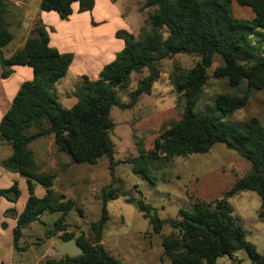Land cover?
<instances>
[{"label": "trees", "instance_id": "obj_1", "mask_svg": "<svg viewBox=\"0 0 264 264\" xmlns=\"http://www.w3.org/2000/svg\"><path fill=\"white\" fill-rule=\"evenodd\" d=\"M5 1L0 0L1 77L7 79L18 66L29 67L33 72V79L20 86L11 107L0 121V141L12 150L11 156L0 165L23 176L29 194L24 211L16 217L14 248L21 251L19 242L23 230L38 221L43 213L58 212L60 217L55 221L53 230L47 232V238L62 233V241H74L81 254L65 256L61 260L47 258L41 264H123L101 244L104 224L108 219L107 204L123 196L149 221L155 234H160L165 224L173 229L172 234L162 240V264L165 259L171 264H215L218 258L230 256L241 249L247 250L250 264H264V255L247 241L240 220L233 215V208L226 200L218 201L214 207L198 201L193 210H180L179 219L162 220L152 205L134 198L122 187H115L119 181L114 177L115 152L110 139L114 128L111 119L113 108L132 109L141 96L149 95L159 77L162 60L182 54H197L200 60L190 70L180 72L175 69L170 76L178 97L184 102L181 119L164 127L154 141L153 151H143L128 163L137 175L150 179L148 167L153 161L206 153L215 144L222 143L251 165L250 172L234 184L226 198L242 191H254L261 198L264 209L262 123L257 118H251L243 130H239L209 114L195 112L215 56H221L223 64L214 68L213 78H227L230 87L246 82L241 96L216 97L215 106L222 115L246 106L252 91L264 89V59L260 50L247 43L257 29L264 30V0H175L174 3L170 0H148L147 7L155 8L148 19L150 30L143 28L138 35L117 32L116 37L124 42L123 50L103 68L97 80L91 81L82 76L76 94L77 103L71 109H65L57 102L52 88L67 74L73 56L61 54L50 46L49 32L40 20L35 21L23 48L10 57L4 56L3 50L13 41L5 22ZM233 2L250 8L254 18H236L231 7ZM75 3L79 4L80 13L91 12L94 8V0H41L40 9L48 13L56 12L62 20H68ZM144 70L149 71V76L138 82L130 103L122 102L118 89L127 88L131 75ZM44 125L46 128H43ZM35 126L40 129L28 134ZM50 135L58 152L66 154L76 164L95 165L102 157L110 161L112 182L102 190L101 218L91 225L93 239L67 231L65 221L68 213L77 209L82 214V210L72 199L53 200L56 175H41L31 170L35 160L29 146L37 139ZM36 183L45 189L43 198L35 195ZM19 196L17 182L10 188H0V198L11 203H17ZM13 212L10 210L8 215ZM2 226L5 228V224Z\"/></svg>", "mask_w": 264, "mask_h": 264}, {"label": "rangeland", "instance_id": "obj_2", "mask_svg": "<svg viewBox=\"0 0 264 264\" xmlns=\"http://www.w3.org/2000/svg\"><path fill=\"white\" fill-rule=\"evenodd\" d=\"M147 1L94 0V7L96 8V5L100 7L97 10L100 15L110 14L114 10L112 8H115L120 12V18L129 25L131 33L138 35L143 28L147 30L151 28L148 19L155 8L147 7ZM170 1L175 2V0ZM231 7L236 18L252 19L251 14L243 11L249 9L248 7H242L235 2ZM24 13L26 10H20V14L16 12L14 15L21 18L14 20L13 15V23L16 24L20 20L28 30L30 25L28 26V19H25ZM111 15L112 13L106 17L110 18ZM7 21L11 22L12 19L7 18ZM11 29L16 30L15 26ZM247 43L254 49L260 50V55L264 59V30L257 29ZM16 45L17 42H11L3 50V54H9ZM199 60L200 56L197 54H182L162 60L159 64V77L149 95L141 96L132 109L113 108L111 119L114 128L110 133V139L115 152L114 177L119 181L115 187H122L134 198L142 199L152 205L157 216L162 220L179 219L180 210H193L194 204L198 201L214 207L218 201L226 200L233 208V215L240 220L247 241L259 254L264 255V209L261 198L254 191H242L226 198V194L234 184L251 170L250 163L237 152L228 149L222 143H217L206 153L176 156L170 160L159 158L148 167L150 179L137 175L132 165L128 163L143 151H153L154 141L159 138L164 127L181 119L184 102L178 97L170 76L175 69L187 72ZM222 64L221 56H215L214 66L208 71L209 77L195 112L209 114L218 121L233 125L239 130H243L244 125L251 118L259 119L264 126V89L252 91L246 106L231 114L222 115L216 109L217 96H241L246 89L245 81L237 87H230L227 78L212 77L214 68ZM148 76V70L133 73L127 88L118 89L119 99L124 103H130L131 94L136 90L138 82ZM43 128H46V125ZM39 129V126H35L28 134L35 133ZM29 150L35 160L32 172L57 176L54 181L53 200L72 199L76 207L82 210V214H79L77 209L68 213L65 221L68 226L67 231L93 239L91 225L101 218V193L112 182L109 159L102 157L95 165L76 164L66 154L58 152L52 135L37 139L29 146ZM17 184L20 196L16 207L12 208L14 214L21 211L28 200L25 182L20 180ZM35 195L39 198L45 195L44 187L37 183ZM107 215L101 244L110 255L121 260L123 264H162V240L173 231L169 224L163 226L160 234H155L149 221L123 196L108 202ZM59 217L58 212L46 211L41 215L38 223L29 230H24L26 235L20 240L19 245L22 251L15 249L14 253V260L18 261L16 264H34V255H42L46 251L50 253L44 260L47 258L61 260L65 256L76 257L81 254L74 241H60L61 235L53 237L52 246L47 243V232L53 230V225ZM37 237L40 240H37ZM250 263L251 259L245 249L230 256L220 257L215 262V264ZM164 264L171 263L165 259Z\"/></svg>", "mask_w": 264, "mask_h": 264}, {"label": "crops", "instance_id": "obj_3", "mask_svg": "<svg viewBox=\"0 0 264 264\" xmlns=\"http://www.w3.org/2000/svg\"><path fill=\"white\" fill-rule=\"evenodd\" d=\"M5 4V22L13 35V41L17 42L16 47L9 54L4 55L5 57H10L23 48L26 39L31 35L36 20H40L48 30L52 48L57 49L61 54H71L73 56L67 74L52 88V94L55 99L65 109H71L77 103L76 94L81 86L82 76H87L91 81L97 80L103 68L112 63L117 54L123 50L124 42L116 37V33L119 31L131 33L129 25L120 18L121 14L115 8H112L114 10L111 11L112 15L108 18L106 16L111 13L100 15L97 11L99 7L97 5L96 8L94 7L95 10L91 12L80 13L79 4L75 3L72 6L73 14L70 18L62 20L56 12L48 13L42 11L40 9L41 0H6ZM249 9H243V11L251 14L250 17L253 19L254 13ZM20 10H26L24 17L28 19V26L30 25V28L27 27L29 28L28 30L25 29L20 20L16 24L13 23L12 16L16 12L20 14ZM14 16V20L21 18V16ZM7 18L12 19V21H7ZM20 24L21 27H19ZM13 26L16 28L15 31L11 29ZM13 70V74L10 77L2 79V68L0 65V121L11 107L20 86L24 82L33 79V72L29 67L18 66L14 67ZM11 154V148L0 141V162L8 159ZM20 180L24 181L27 186L26 179L23 176L8 171L0 165L1 189L10 188L15 182ZM26 203L21 211H17L14 215L12 213L8 215V212L13 207H16L17 203L5 202L3 198H0V264L18 263L17 260H14L13 230L16 227V217L24 211ZM38 221L30 224L25 230H29ZM3 224H5V228L2 226ZM25 233L23 230L21 240L26 235ZM61 234L59 233L58 235ZM37 240H40V238ZM59 240L62 241V239ZM47 243L52 246L53 237L52 239H47ZM20 244L21 241L19 242ZM49 253V251H46L42 255L35 254L34 264H40Z\"/></svg>", "mask_w": 264, "mask_h": 264}]
</instances>
